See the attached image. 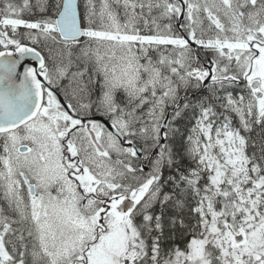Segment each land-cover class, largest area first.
Masks as SVG:
<instances>
[{
  "label": "snow or ice",
  "instance_id": "1",
  "mask_svg": "<svg viewBox=\"0 0 264 264\" xmlns=\"http://www.w3.org/2000/svg\"><path fill=\"white\" fill-rule=\"evenodd\" d=\"M0 264H264V0H0Z\"/></svg>",
  "mask_w": 264,
  "mask_h": 264
}]
</instances>
